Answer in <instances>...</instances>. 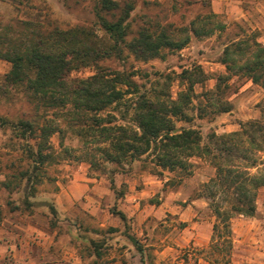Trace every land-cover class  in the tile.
Returning <instances> with one entry per match:
<instances>
[{
  "label": "rangeland",
  "instance_id": "rangeland-1",
  "mask_svg": "<svg viewBox=\"0 0 264 264\" xmlns=\"http://www.w3.org/2000/svg\"><path fill=\"white\" fill-rule=\"evenodd\" d=\"M115 1L122 6H135L127 21L126 42L143 28L156 31L170 25L169 29L189 27L198 16L223 10L211 19L214 23L221 21L225 30H215L201 38L192 35L190 43L181 50L167 49L160 58L142 61L121 44L122 54L99 62L100 68L110 72L134 74L142 91L161 95L169 103L188 87L184 70L194 71L200 66L207 78L195 84L192 104L185 110L190 120H176V132L195 128L200 131L204 146H214V135L240 132V123H249L247 128L255 121L264 124V88L235 69L227 72L221 63L225 47L235 41L245 38L264 44V0ZM100 2L0 0V34L12 38L27 28L87 26L108 41L97 12L111 22L120 14L118 10L100 11ZM249 54L237 53L232 58L243 64ZM10 69L11 64L0 59V264H16L11 247L21 249L25 230L32 227L54 235L53 248L56 246L59 259L66 260V264H142L130 237L142 248L147 264H248L241 255L249 254V238L234 222L253 217L233 216L230 248L224 237H214L213 227L219 220L205 184L215 177L216 168L207 156L193 157L188 170L174 171L157 166L150 156L123 164L106 162L98 151L97 137H82L75 132V127L88 128L94 121H78L67 110L37 108L22 87L6 86L5 75ZM96 71L95 66L82 67L72 71L69 78H87ZM129 98L135 95H128L126 100ZM224 107L229 111L222 112ZM34 114L41 124L50 123L56 128L46 150L52 157L43 165H35L37 169L27 151L28 146L35 147V140L18 138L12 123ZM108 114L115 116L114 125L132 124L131 111L125 103L100 112L102 124L108 122ZM255 138L263 151L249 144H245V149L259 163L264 160V133L255 134ZM263 168L264 164H260L249 172L262 174ZM26 170L31 177L22 179L19 174ZM74 177L76 182L72 184ZM5 183L10 184L9 189ZM67 184L72 185L77 198L58 197L60 185ZM224 198L228 197L217 196L216 200L228 207L233 197L226 201ZM256 208L254 218H264V187L258 190ZM120 212L127 216L126 221ZM219 232H224L221 223ZM36 240L27 239L28 245L41 261H48V257H43L44 245ZM96 251L100 257L95 256Z\"/></svg>",
  "mask_w": 264,
  "mask_h": 264
},
{
  "label": "trees",
  "instance_id": "trees-1",
  "mask_svg": "<svg viewBox=\"0 0 264 264\" xmlns=\"http://www.w3.org/2000/svg\"><path fill=\"white\" fill-rule=\"evenodd\" d=\"M134 9L133 3L122 6L115 0H101L100 11L109 13L118 10L120 14L116 21L111 22L97 12L98 23L108 34V41L98 37L87 26L69 29L53 27L47 30L27 28L24 33L13 34L12 38L0 34V59L11 64L10 71L5 75V84L10 88L22 87L37 108L67 110V114L78 121H94L93 126L88 128L75 127V132L82 137L90 134L97 137L98 151L106 162L123 164L150 156L157 166L174 171L188 170L193 165L191 158L207 156L216 168V175L205 187L213 200L216 217L224 229V232L217 234L219 223L215 224L213 234L214 237H224L223 241L230 248L231 219L234 215L254 217L257 193L259 188L264 187V173L253 175L249 172L250 168L264 164V160L258 163V158L249 157L245 149V144H249L253 149L263 151L255 134L264 133V124L255 121L247 128L246 124L249 123H240V132L214 135L215 145L204 146L202 135L195 128H181L173 132L176 120H190L185 110L192 104L193 88L207 78L200 66H196L194 71L184 70L188 87L172 103L161 95L142 91V86L133 78L134 74L126 71L110 72L99 66L104 58L122 54L121 44L137 60L147 61L160 58L167 49L178 51L185 48L192 35L196 38L205 37L215 30H225V25L221 21L214 23L211 18L217 14L210 12L206 17L198 16L192 20L189 27L169 29L172 27L170 25L156 31L143 28L131 41L126 42L127 21ZM246 52L250 54L243 64H238L232 58L237 53ZM221 63L227 72L235 69L253 84L264 88V44L261 42H250L244 38L227 45ZM88 66H95L96 73L87 78H69L72 71ZM128 95H135V98L126 100ZM123 103L129 106L132 124L114 125L115 116L110 114L107 115L108 122L102 124L103 118L99 113ZM221 111L227 112L229 109L224 107ZM2 119L0 116V124ZM12 123L18 138L35 140V147L27 148L35 169L52 157L46 150L50 148L49 139L56 131L53 124H41L37 114ZM60 146H63L62 142ZM240 164L244 165V169L240 168ZM19 175L22 179L31 177L29 170ZM9 187L10 184L5 183V188ZM217 196L228 197L226 199L233 197L232 202L225 207L222 201L216 200ZM119 215L126 221L124 213L120 212ZM130 239L140 252L141 263L147 264L142 248L134 237ZM95 256L100 257L99 251L95 252ZM214 261L219 263L218 259Z\"/></svg>",
  "mask_w": 264,
  "mask_h": 264
},
{
  "label": "crops",
  "instance_id": "crops-1",
  "mask_svg": "<svg viewBox=\"0 0 264 264\" xmlns=\"http://www.w3.org/2000/svg\"><path fill=\"white\" fill-rule=\"evenodd\" d=\"M222 12V9H215V13ZM70 182L74 184L76 182L75 177ZM71 186L72 185L68 184L66 185V187L65 185H60V191L58 190V197L60 199L63 197H67V199L70 200L77 198V196H75L74 192L71 190ZM67 190H69L70 192H67ZM237 224H239L240 226V232L243 234L245 233L249 238V242L247 244L250 248L249 254L247 256H245V254L241 255L242 259H246L245 261L248 264H264V218H238L234 222V225ZM33 237L37 239L36 241L38 244L44 245L43 248L45 253L43 254V257H48V261H41V259L36 256L34 248L28 245L27 239L34 240ZM23 240L24 243L22 244L21 249L17 250L12 246V250H10V254H12L16 259V264H66V260L63 261L62 259H59L56 246H54L55 248H53L54 235L52 233H47L45 231L32 227L31 230H25ZM47 244L49 245L48 247L45 246ZM2 253L4 252L2 251Z\"/></svg>",
  "mask_w": 264,
  "mask_h": 264
},
{
  "label": "water",
  "instance_id": "water-1",
  "mask_svg": "<svg viewBox=\"0 0 264 264\" xmlns=\"http://www.w3.org/2000/svg\"><path fill=\"white\" fill-rule=\"evenodd\" d=\"M173 132L175 133L176 131L174 130Z\"/></svg>",
  "mask_w": 264,
  "mask_h": 264
}]
</instances>
